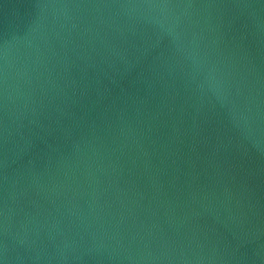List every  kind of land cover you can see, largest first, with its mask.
Masks as SVG:
<instances>
[{"label":"water","instance_id":"1","mask_svg":"<svg viewBox=\"0 0 264 264\" xmlns=\"http://www.w3.org/2000/svg\"><path fill=\"white\" fill-rule=\"evenodd\" d=\"M0 264H264V0H0Z\"/></svg>","mask_w":264,"mask_h":264}]
</instances>
